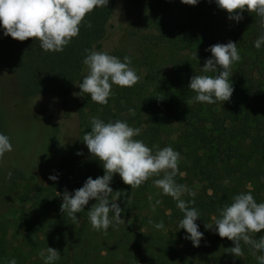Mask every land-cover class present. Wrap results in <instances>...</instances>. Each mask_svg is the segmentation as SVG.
Wrapping results in <instances>:
<instances>
[{"label": "trees", "instance_id": "16d2710c", "mask_svg": "<svg viewBox=\"0 0 264 264\" xmlns=\"http://www.w3.org/2000/svg\"><path fill=\"white\" fill-rule=\"evenodd\" d=\"M117 1L109 0L107 6L87 14L79 35L59 53L42 50L33 38L21 42L4 36L0 29V64L5 73L15 77L24 99L52 96L64 110L73 100L82 136L90 131L93 117L105 123L121 120L140 129L134 139L143 141L153 153L164 147L179 152V172L174 179L195 192L194 197L185 193L182 198L195 201L190 207L201 215L196 223L203 239L198 247L183 239L184 230H178L183 213L153 183L163 173L132 190L114 174L110 187L121 192L117 203L123 209L124 222L105 233L91 228L87 215L90 201L85 211L77 214L75 225L61 212L62 195L71 189L69 174L61 165L51 174L58 176L56 182L48 177L39 182L28 180L14 168L8 174L0 170V182L5 179V184L15 187L7 211L23 212V216L12 224L6 218L0 221V264L13 258L17 264H43L39 252L47 246L59 251L56 264H258L260 253L253 254L254 250L242 242V256L227 253L234 245L220 238L213 225L218 210L237 194L251 192L257 202H264V46L258 50L254 44L236 45L241 59L232 65L234 91L230 101L195 102L196 94L188 84L193 75H214L202 70L211 58L206 49L232 39L236 42L234 34L256 40L264 31L260 18L245 11L240 22L229 20V14L214 0H200L196 6L180 0H124L126 11L131 8L149 15L154 40L175 54L171 52L167 58L168 70H158L152 47L145 45L139 62L129 57L139 77L133 87L113 85L106 105H84L78 85L87 75L85 49L103 51ZM122 41L124 37L109 54L124 59ZM140 64L145 68L143 73L138 70ZM0 133L8 136L1 87ZM103 174L98 162L89 177ZM18 182L26 184L19 189ZM156 200L161 203L153 211L150 204ZM157 222H163L164 228L155 229ZM261 234L264 229L255 235Z\"/></svg>", "mask_w": 264, "mask_h": 264}, {"label": "clouds", "instance_id": "9594fccd", "mask_svg": "<svg viewBox=\"0 0 264 264\" xmlns=\"http://www.w3.org/2000/svg\"><path fill=\"white\" fill-rule=\"evenodd\" d=\"M108 2L109 0H0V29L4 36L21 42L33 38L39 42L42 50L59 53L79 35L86 15L96 8L107 6ZM180 2L196 6L200 0ZM214 3L218 8L226 10L228 19L235 22L243 19L242 13L245 11L255 13L260 18L261 29H264V0H214ZM236 45L237 43L228 41L206 49L211 53V58L205 61L202 70L214 75H193L190 78L188 88L195 92V102L214 104L230 101L234 91L230 82L232 65L241 59ZM253 46L258 50L264 46V31ZM85 52L83 64L87 75L78 85L80 96L87 94L91 101L106 105L112 95L113 85L131 88L138 82L139 77L130 66L129 57H124L122 62L106 51L85 49ZM139 135L140 129L129 126L126 121L105 123L93 117L91 129L83 136L82 141L89 154L101 163L104 174L95 179L88 177L82 187L72 193L66 190L62 195L61 212L75 225L79 222L77 214L85 211L90 200H95L96 203L87 210L88 220L93 230L106 233L110 227L114 229L124 222L121 218L123 209L117 203L121 192L110 187L114 174H118L122 182L132 190L142 186L149 178L163 173V177L155 179L153 183L160 189L161 195L170 196L183 213L178 224V230L183 229L185 232L183 239L198 247L203 233L198 230L196 221L201 215L195 207H190L195 203L194 200L185 201L182 198L185 193L194 197L195 192L185 185L177 184L174 179L179 172L180 153L171 147H164L153 153L143 141L134 139ZM12 150L9 137L0 133V158ZM48 179L56 182L58 176L49 175ZM160 203V200H156L150 207L155 211ZM218 211L219 217L214 220L213 225L215 232L234 245L227 248L226 252L234 257L242 256V242L254 250L253 254L258 251V264H264V234L259 239H253L250 235L264 229V202H257L251 192H242ZM153 227L160 230L164 228V223H154ZM39 256L43 264H56L60 259L59 251L49 246L42 249ZM8 264L17 262L13 258Z\"/></svg>", "mask_w": 264, "mask_h": 264}, {"label": "rangeland", "instance_id": "374dc122", "mask_svg": "<svg viewBox=\"0 0 264 264\" xmlns=\"http://www.w3.org/2000/svg\"><path fill=\"white\" fill-rule=\"evenodd\" d=\"M128 9L126 11L124 8V0L117 1L103 43V51L110 53L124 37V41L120 43V53L138 61L146 52L144 46L150 45L152 54L158 59L156 68L162 71L168 70L167 58L173 51L165 44L156 43L148 14ZM234 38L237 44H254L255 41L254 37L246 38L242 34H234ZM233 40L228 41L233 42ZM120 60L123 62V59ZM141 64L138 65L140 66L138 70L143 73L145 68ZM133 69L136 70L134 67ZM0 87L7 117L8 137L13 147L10 153L0 158V170L8 174L12 169L17 168L28 180L33 178V181L39 182L49 177L56 166L61 165L69 174L70 193L82 187L99 161L89 154L82 141L83 136L73 108V100L70 101V107L64 110L60 102L52 96L24 99L15 77L5 73L1 64ZM124 94H128L127 89L124 90ZM83 95L80 100L82 104L93 103L87 94ZM54 137L56 144L53 143L52 146ZM78 152L82 154L77 155ZM25 184L26 182H18L16 186L20 189ZM14 190L12 184H5V179L0 182V221L6 218L11 224L23 216V212L7 211V204ZM90 202L91 205L96 203L95 200ZM8 227L10 238L12 227L10 225ZM250 235L253 239H259L255 234Z\"/></svg>", "mask_w": 264, "mask_h": 264}]
</instances>
